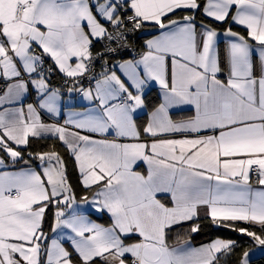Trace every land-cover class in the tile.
<instances>
[{
	"label": "snow or ice",
	"instance_id": "1",
	"mask_svg": "<svg viewBox=\"0 0 264 264\" xmlns=\"http://www.w3.org/2000/svg\"><path fill=\"white\" fill-rule=\"evenodd\" d=\"M203 221L251 246H193ZM256 247L264 0H0V264H250Z\"/></svg>",
	"mask_w": 264,
	"mask_h": 264
},
{
	"label": "trees",
	"instance_id": "2",
	"mask_svg": "<svg viewBox=\"0 0 264 264\" xmlns=\"http://www.w3.org/2000/svg\"><path fill=\"white\" fill-rule=\"evenodd\" d=\"M236 29H238V28H236ZM144 38H146V37H144ZM142 42L143 41L141 40L139 43L142 44ZM152 99H154V98L151 97L149 100H152ZM53 142L54 141H52V140H40V141L36 142L35 147L37 149H39V146H41V145L48 146V145H51ZM68 174L70 177V181L75 186L77 195L80 196V195L85 194V190L83 188H81L77 182V172H76L71 160L68 161ZM91 216L94 217L96 220H99V221L102 220L101 217H97V216H93V215H91ZM51 217H52V213L50 212L48 214V218H47V221H46L45 226H44L46 232L50 231V227H51V223H52ZM187 228H188V225H185L182 229H177L176 231L171 233L173 240H175L177 231L187 232ZM217 237L235 240L237 242V245H238L237 255L239 254V252L242 249L249 248L251 246L250 238L240 236L239 233L232 232L228 229H216L214 227H210V226H208L207 221L201 222V231L199 233L192 234L191 242L194 245H200L203 243H207L210 240L215 239ZM250 264H264V254H262L256 258L251 259Z\"/></svg>",
	"mask_w": 264,
	"mask_h": 264
},
{
	"label": "crops",
	"instance_id": "3",
	"mask_svg": "<svg viewBox=\"0 0 264 264\" xmlns=\"http://www.w3.org/2000/svg\"><path fill=\"white\" fill-rule=\"evenodd\" d=\"M236 28H238V29H236ZM233 30H234V31H240V32L243 31L242 27H240V26H233ZM144 31H148V29H145ZM146 38H148V37H146ZM225 46H226V42H225V43H222V44H221V49H223ZM156 95H157V92L154 90V91L151 92V94L149 95L148 98H149V99H150L151 97H152V98H155ZM66 99H67V97H66ZM77 99H79V98H77ZM27 102H31V99H29V101H27ZM84 103H87V102H84ZM184 115H188V113H182V114H179L176 118H180V116H184ZM145 120H146V116H141L140 119L138 120V123H143ZM208 134H212V133L209 132ZM177 135H179V134H177ZM136 170L146 174V165H144L143 163H140L139 167H138ZM84 207L87 208L88 206L85 205ZM93 211H94V210H93ZM93 216L101 217L102 220L99 221V220H96L94 217L90 216V218H91L92 220H94V221L97 222V223L104 224L105 226H107V224L110 222V221H109V217H108L106 214H99V213H98V214H94ZM103 218H104V219H103ZM48 233H49V235H52L51 231H49ZM192 244H193V243H192ZM193 246H199V245H194V244H193Z\"/></svg>",
	"mask_w": 264,
	"mask_h": 264
},
{
	"label": "rangeland",
	"instance_id": "4",
	"mask_svg": "<svg viewBox=\"0 0 264 264\" xmlns=\"http://www.w3.org/2000/svg\"><path fill=\"white\" fill-rule=\"evenodd\" d=\"M262 254H264V252H262L259 247H256L253 249V254L251 256V259L256 258Z\"/></svg>",
	"mask_w": 264,
	"mask_h": 264
},
{
	"label": "built area",
	"instance_id": "5",
	"mask_svg": "<svg viewBox=\"0 0 264 264\" xmlns=\"http://www.w3.org/2000/svg\"><path fill=\"white\" fill-rule=\"evenodd\" d=\"M100 69H99V67L97 68V71H99Z\"/></svg>",
	"mask_w": 264,
	"mask_h": 264
}]
</instances>
